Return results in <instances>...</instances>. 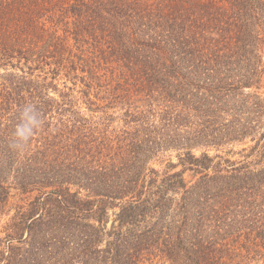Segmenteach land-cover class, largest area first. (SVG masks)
I'll use <instances>...</instances> for the list:
<instances>
[{
	"label": "trees",
	"instance_id": "1",
	"mask_svg": "<svg viewBox=\"0 0 264 264\" xmlns=\"http://www.w3.org/2000/svg\"><path fill=\"white\" fill-rule=\"evenodd\" d=\"M263 86L264 0H0V264H264Z\"/></svg>",
	"mask_w": 264,
	"mask_h": 264
},
{
	"label": "clouds",
	"instance_id": "2",
	"mask_svg": "<svg viewBox=\"0 0 264 264\" xmlns=\"http://www.w3.org/2000/svg\"><path fill=\"white\" fill-rule=\"evenodd\" d=\"M45 122L37 121L32 108L25 107L21 112L20 123L17 125L14 136L15 140L10 144V148L23 154L29 147L33 138L43 130Z\"/></svg>",
	"mask_w": 264,
	"mask_h": 264
},
{
	"label": "rangeland",
	"instance_id": "3",
	"mask_svg": "<svg viewBox=\"0 0 264 264\" xmlns=\"http://www.w3.org/2000/svg\"><path fill=\"white\" fill-rule=\"evenodd\" d=\"M44 76V75H42ZM63 81L64 79H60V83H59V86L62 87L63 86ZM69 85H71L70 82H68ZM261 92H262V95L264 96V86L262 87L261 89ZM52 94H54L55 96H57L56 93L52 92ZM81 110H83L84 112H86L88 115H91V113L88 111L87 107L82 104V107H81ZM99 115V113H97V116ZM118 124V121H116L114 123V125H117ZM243 147V145H236L234 148V150L238 151L239 149H241ZM231 148V147H230ZM215 151H211V153H214ZM200 151L198 150L197 151V154H199ZM234 157L233 158H239V154H235L233 155ZM172 158L173 162H178V158L176 157V152L175 151H167L165 152L163 155H161V158L157 161H155L152 165L157 168V169H165L166 166H167V163L169 162V159ZM175 170H183V166L182 165H179ZM185 176L187 177V179H191L192 177V172L191 171H186L185 172ZM17 200V199H16ZM4 222V218H0V228H1V225L2 223Z\"/></svg>",
	"mask_w": 264,
	"mask_h": 264
}]
</instances>
